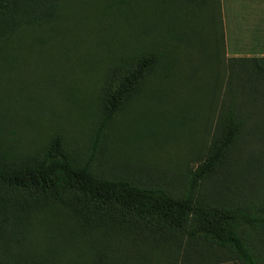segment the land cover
Here are the masks:
<instances>
[{
  "label": "trees",
  "instance_id": "obj_1",
  "mask_svg": "<svg viewBox=\"0 0 264 264\" xmlns=\"http://www.w3.org/2000/svg\"><path fill=\"white\" fill-rule=\"evenodd\" d=\"M71 1L0 0V66L14 64L30 31L66 20ZM220 10L221 0L105 4L104 13H119L132 25L135 45L100 70L98 93L72 92L91 122L89 143L73 148L54 128L37 146H22L0 128V264H264L258 242L264 197L235 203L203 191L230 171L261 102L264 110V56L246 58L231 73L207 151L179 190L130 174L124 163L106 164L115 140L141 147L161 137L165 119L184 124L178 115L151 113L131 122L120 115L164 98L156 81L175 74L180 42L199 50L202 65L222 50ZM80 248L87 253L71 254Z\"/></svg>",
  "mask_w": 264,
  "mask_h": 264
},
{
  "label": "rangeland",
  "instance_id": "obj_2",
  "mask_svg": "<svg viewBox=\"0 0 264 264\" xmlns=\"http://www.w3.org/2000/svg\"><path fill=\"white\" fill-rule=\"evenodd\" d=\"M108 1L72 0L66 20L53 29L30 31L14 64L0 66V128L10 140L22 146H37L56 128L64 131L73 148H84L89 143L91 122L73 102L72 92L83 98L98 93L102 85L100 70L108 68L115 55L126 49L133 51L135 45L132 25L119 13H104ZM223 12L221 0L222 50L202 65L196 59L200 58L199 50L180 42L175 74L156 81L164 98L144 100L139 107L120 115L124 122L151 113L178 115L186 119L184 124L172 126L165 119L161 137L143 140L141 147L115 140V150L106 156V164L124 163L130 174L141 172L153 185L172 190L183 186L187 170L195 168L207 151L219 109L228 99L231 73L239 71L240 62L246 58L259 56L255 42L227 39ZM41 38L46 43H37ZM127 39L132 41L130 47L124 46ZM217 74L218 81L210 86ZM259 106L230 171L204 185L208 196L235 203L264 197V110H258ZM258 242L264 249V233ZM86 251L80 248L71 254L83 255Z\"/></svg>",
  "mask_w": 264,
  "mask_h": 264
},
{
  "label": "crops",
  "instance_id": "obj_3",
  "mask_svg": "<svg viewBox=\"0 0 264 264\" xmlns=\"http://www.w3.org/2000/svg\"><path fill=\"white\" fill-rule=\"evenodd\" d=\"M223 9L227 39L255 42L264 56V0H223Z\"/></svg>",
  "mask_w": 264,
  "mask_h": 264
}]
</instances>
